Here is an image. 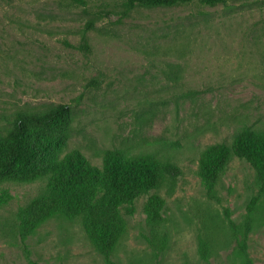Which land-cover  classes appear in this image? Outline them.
Wrapping results in <instances>:
<instances>
[{
  "label": "rangeland",
  "instance_id": "374dc122",
  "mask_svg": "<svg viewBox=\"0 0 264 264\" xmlns=\"http://www.w3.org/2000/svg\"><path fill=\"white\" fill-rule=\"evenodd\" d=\"M81 1L0 0V126L67 105L60 155L100 166L105 150L152 154L179 174L121 210L125 233L108 256L79 219L60 215L23 239L19 212L45 186L0 183V264H264V211L247 218L254 171L234 158L210 181L197 162L244 126L264 130V0L136 8L122 19L119 0ZM153 194L165 202L156 230L144 214Z\"/></svg>",
  "mask_w": 264,
  "mask_h": 264
},
{
  "label": "trees",
  "instance_id": "16d2710c",
  "mask_svg": "<svg viewBox=\"0 0 264 264\" xmlns=\"http://www.w3.org/2000/svg\"><path fill=\"white\" fill-rule=\"evenodd\" d=\"M72 1L84 4L81 0ZM119 1V19L128 17L136 8L226 5V0ZM90 28L92 23L86 25L85 31ZM4 122L0 126V183L42 182L46 189L19 212L23 239L51 217L60 215L68 220L79 219L93 249L108 256L125 233L121 210L155 191L164 178L174 179L179 174L175 165L152 154L134 156L122 150H105L100 153V166L93 165L78 151L60 155L72 122L67 105L14 113ZM234 158L249 164L256 177L257 194L247 208L248 221L252 222L258 211H264V130L244 126L230 143L204 148L197 162L202 174L215 181ZM164 204L156 194L145 202L146 221L154 230L162 222ZM126 212L131 214L130 209ZM157 243L162 246L164 239ZM200 254L207 258V245L203 242Z\"/></svg>",
  "mask_w": 264,
  "mask_h": 264
}]
</instances>
